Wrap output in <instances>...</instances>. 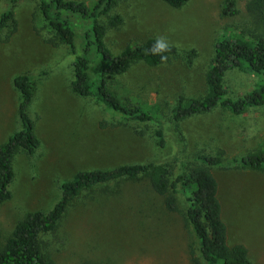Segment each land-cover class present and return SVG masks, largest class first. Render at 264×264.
Here are the masks:
<instances>
[{
	"label": "rangeland",
	"instance_id": "obj_1",
	"mask_svg": "<svg viewBox=\"0 0 264 264\" xmlns=\"http://www.w3.org/2000/svg\"><path fill=\"white\" fill-rule=\"evenodd\" d=\"M91 4L95 0H79ZM248 0H234L237 13H221L224 0H186L173 8L161 0H115L103 41L113 53L130 42L163 38L176 54L157 66L133 63L108 79L110 90L125 104L156 110L165 139L155 143L153 122L124 121L90 97L70 88L72 60L78 53L53 45L38 12V0H0V13L11 8L16 25L0 28V144L21 128L15 75L32 82L27 114L38 146L32 153L17 150L12 157L10 197L0 203V242L10 235L27 211L49 210L60 197L59 184L82 170L122 164L166 163L174 175L196 153L223 157L252 151L264 136V105L235 115L217 105L208 112L175 123L170 110L177 95L200 98L206 93L204 74L216 41L242 36L253 40L263 28L246 10ZM79 33V31H78ZM261 76L228 69L223 84L228 97L255 89ZM101 122L107 125L101 126ZM119 122L115 126L109 123ZM141 131L142 133H137ZM217 181L227 244L241 243L253 264L264 263V170L229 164L211 168ZM179 211L164 209L162 197L145 177L120 179L82 190L51 232L39 234L41 254L54 264H193L197 242ZM192 251V254H191Z\"/></svg>",
	"mask_w": 264,
	"mask_h": 264
},
{
	"label": "trees",
	"instance_id": "obj_2",
	"mask_svg": "<svg viewBox=\"0 0 264 264\" xmlns=\"http://www.w3.org/2000/svg\"><path fill=\"white\" fill-rule=\"evenodd\" d=\"M15 1L10 0V3ZM161 1L177 8L186 0ZM114 3L115 0H95L89 5L79 0H38L37 9L48 29V41L51 44H63L70 53L75 54L78 42V53L72 60V92L101 103L124 121L153 122L155 143L162 148L165 139L156 110L123 103L110 90L108 79L122 74L138 61L148 66L162 64L176 54V48L167 45L165 50L153 53L151 49L157 38L148 37L140 42L127 43L121 51L113 54L105 45L103 37L106 24L117 26L121 21L118 15L108 17ZM246 10L254 23L264 29V0H248ZM221 13H237L234 0H224ZM105 18L106 24H103L101 20ZM10 23L14 28L16 21L13 11L6 8L0 13V28ZM231 68L260 75L259 85L240 97H228L223 76ZM204 82L206 93L200 98L177 95L170 110L172 121L178 123L189 116L208 112L217 105L235 115L250 107L263 106L264 31L256 34L253 40L235 36L216 41ZM12 84L20 94L17 114L21 128L0 144V203L10 197L8 185L13 178L11 161L14 153L19 149L32 153L38 146L33 122L27 114L32 97L31 79L26 73H20L13 77ZM117 124L119 122L108 125ZM100 125L104 127L107 124L101 122ZM223 155L222 150L213 154L196 153L189 164H180L181 171L175 175L170 164L153 162L78 171L60 182V197L51 209L27 211L15 223L10 235L3 243L0 242V264H54L41 254L38 236L55 229L66 208L81 191L110 181L139 177H145L150 188L162 197L163 207L168 212H178L176 196L182 198L185 205L184 221L197 242L198 257L193 256L191 251L193 264H253L244 245L227 244L226 225L221 217L217 196V181L211 168L227 161L243 169L264 170V136L258 148L240 157L226 160Z\"/></svg>",
	"mask_w": 264,
	"mask_h": 264
},
{
	"label": "clouds",
	"instance_id": "obj_3",
	"mask_svg": "<svg viewBox=\"0 0 264 264\" xmlns=\"http://www.w3.org/2000/svg\"><path fill=\"white\" fill-rule=\"evenodd\" d=\"M167 48V44L165 43L163 38H157L156 43L154 47L151 49L153 53H156L158 51H163ZM163 59V58H162Z\"/></svg>",
	"mask_w": 264,
	"mask_h": 264
}]
</instances>
